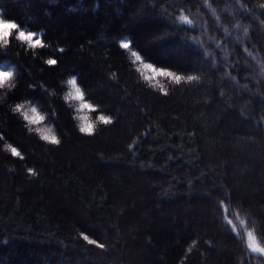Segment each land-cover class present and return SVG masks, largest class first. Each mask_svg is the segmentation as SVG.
<instances>
[{"label":"trees","instance_id":"trees-1","mask_svg":"<svg viewBox=\"0 0 264 264\" xmlns=\"http://www.w3.org/2000/svg\"><path fill=\"white\" fill-rule=\"evenodd\" d=\"M0 19V264H264V0H0Z\"/></svg>","mask_w":264,"mask_h":264},{"label":"snow or ice","instance_id":"snow-or-ice-1","mask_svg":"<svg viewBox=\"0 0 264 264\" xmlns=\"http://www.w3.org/2000/svg\"><path fill=\"white\" fill-rule=\"evenodd\" d=\"M0 27H6L8 29L4 33L3 37L0 38V41L6 42L9 40V38L12 34V31L17 29L18 25L16 23H6L3 19H0ZM18 38L20 40H23V41L32 42L34 39V35L30 32L25 33L24 31H20ZM40 44H41V41L36 40L35 43L33 44V47L40 45ZM121 47L124 49H128L129 44L124 43L121 45ZM132 56L135 57L137 60L141 59V57L139 55H137V53L135 51L132 52ZM47 63L49 65H54L56 63V61L55 60H48ZM0 73H5L7 76H9V78L12 77V71L0 70ZM161 75L171 76L172 73L162 72ZM174 79L177 83H179L181 81L182 77L177 75L174 77ZM188 79L193 80V79H195V77L189 76ZM67 83H68V85H70V87L72 89V91L68 93V98L74 99L77 101H83L84 95H83L80 87L77 86V81L75 79H70V80H68ZM7 84H8V81H0V89L4 88ZM23 107H24L23 105L18 106L16 108V111L20 112ZM80 107H81V109H89V110H93V111L95 110L92 108V106L90 104H87V103H81ZM23 115H24V119L29 124H38L44 119L43 116L38 114L37 109L34 107L31 109V115H29L27 112H23ZM81 119L84 121V123H82V125L80 126V131L82 133H87L89 135L92 134L93 127H94L93 124L87 122V117H81ZM99 119L104 124L111 123L110 118H108L106 116L101 115L99 117ZM38 131L40 133L41 138L44 141L50 142L51 144H54V145L59 143L57 137L54 134H52L51 129H38ZM11 152H12L13 156H19L20 155V153L18 152V150L15 147H13L11 149ZM253 250L258 251V252L261 251L259 248L255 247V245H253Z\"/></svg>","mask_w":264,"mask_h":264},{"label":"clouds","instance_id":"clouds-1","mask_svg":"<svg viewBox=\"0 0 264 264\" xmlns=\"http://www.w3.org/2000/svg\"><path fill=\"white\" fill-rule=\"evenodd\" d=\"M8 29L6 28V27H0V38H2L3 37V35H4V33L7 31ZM13 72H12V77L11 78H9V76H7L5 73H0V81H11L12 79H13ZM3 97H0V99H2ZM31 103V102H30ZM36 104H38V102H35ZM20 105H23V104H18L17 106H15V107H13V112L14 113H19V112H17L16 111V108L18 107V106H20ZM24 107H25V105H23ZM34 108H36L37 109V107H35V106H33ZM33 107H31V108H28L27 109V111H25V112H27L29 115H31V109L33 108ZM23 119H24V115H23ZM25 120V119H24ZM259 248V247H258ZM260 249V248H259ZM261 251H264V249H260Z\"/></svg>","mask_w":264,"mask_h":264},{"label":"rangeland","instance_id":"rangeland-1","mask_svg":"<svg viewBox=\"0 0 264 264\" xmlns=\"http://www.w3.org/2000/svg\"><path fill=\"white\" fill-rule=\"evenodd\" d=\"M252 246V244H250V247ZM252 248H253V246H252Z\"/></svg>","mask_w":264,"mask_h":264}]
</instances>
